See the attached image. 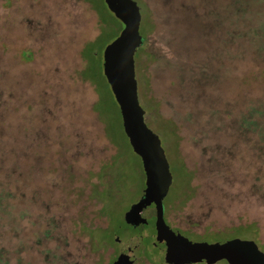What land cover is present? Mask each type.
Instances as JSON below:
<instances>
[{"label":"rangeland","instance_id":"374dc122","mask_svg":"<svg viewBox=\"0 0 264 264\" xmlns=\"http://www.w3.org/2000/svg\"><path fill=\"white\" fill-rule=\"evenodd\" d=\"M135 1L145 38L134 57L138 99L172 175L167 223L212 243L248 239L237 230L256 222L251 239L264 252V203L248 186L251 166L264 157L256 158L250 129L239 130L242 116L264 110L255 77L264 67V31L253 30L264 26V0ZM240 21L245 39H237ZM113 28L94 0H0V145L21 173L23 202L15 204L24 215L9 248L19 240L22 264H112L139 236L133 264L168 263L152 247L154 209L145 210V226L122 221L145 176L96 109L85 56L95 43L102 68L101 35ZM120 164L130 182L113 190ZM108 228L116 238L99 243L92 232Z\"/></svg>","mask_w":264,"mask_h":264},{"label":"water","instance_id":"95a60500","mask_svg":"<svg viewBox=\"0 0 264 264\" xmlns=\"http://www.w3.org/2000/svg\"><path fill=\"white\" fill-rule=\"evenodd\" d=\"M122 24L118 35L102 51V73L118 106L121 126L132 152L140 159L145 181L141 197L124 212L123 221L132 228L148 224L145 210L155 211V242H164L168 263L264 264V252L251 239L195 242L172 230L164 221L163 200L172 184V175L159 136L148 128L137 94L135 53L143 44L141 10L135 0H103ZM142 237H132L112 264H133L134 249Z\"/></svg>","mask_w":264,"mask_h":264},{"label":"trees","instance_id":"16d2710c","mask_svg":"<svg viewBox=\"0 0 264 264\" xmlns=\"http://www.w3.org/2000/svg\"><path fill=\"white\" fill-rule=\"evenodd\" d=\"M94 1L96 8L101 14V18L104 19L105 22L107 21L112 23L114 26V28L111 29L110 32H106L101 35V37L105 36V38L107 39V42L105 44H108L113 38L117 36L118 31L121 28V23L112 15V13L109 12L103 0ZM142 13L145 16V9ZM240 22L238 23V27ZM241 23L245 25L241 26L240 35L238 34L237 39L246 38L244 33L241 32H244L247 26L245 22ZM253 28V30H256V33L259 30V34L263 33L264 31V26L262 24H259ZM249 34L250 31L246 32V35L249 36ZM142 37L144 43L145 38L144 36ZM137 50L138 51H136V55L140 53L141 47H139ZM97 54L98 49L95 43L86 46L85 56L89 60L88 73L90 75V78L94 82L96 91L99 95L98 102L96 103V109L100 114L107 117L108 131L110 132L113 140L119 146H122L124 152L129 156L128 151L132 152V149L125 134L123 133L121 124L118 123V127H115V123L120 118V114L118 106L114 101L109 86L102 73L101 61L100 59H98ZM255 77L257 78V80H260L264 84V67H261V70L258 71ZM244 127H246V129H250V143L253 145L254 151L256 152V158L260 156L264 157V110H260L258 107H254L252 109V112L249 113L246 119H244V117L242 116L239 121V130L243 129ZM235 141V143L242 142L243 137L238 135ZM134 157L140 160L137 155H135ZM11 158L12 157H10V152L5 150V148L0 145V264H22L23 248L19 240H17L19 245L16 247L17 250L11 251V249L9 248L11 247V243L16 241L15 235L19 233V229L17 227H19L21 221H23L22 219L24 215V212L20 208V206L16 207L17 204H15L17 202L20 205L21 202H23V194L19 189L21 188V173L19 171V168H17L14 163H12L13 160H11ZM123 170L124 165L120 164L118 177L117 179H115L113 190L115 188L121 189L122 184H129L130 173H124ZM251 170V178L248 184L250 194L257 197L259 201H262L264 203V163L252 165ZM182 173L185 175H190V173L186 171L185 167L183 168ZM107 205L108 204L106 203V206ZM109 214H111L110 211ZM110 217L111 227L113 218L112 215ZM257 228L258 227L256 225V222H254L248 226L239 227L237 231L239 235H243L249 237L248 239H251L250 234L254 236V234L257 232ZM92 234L99 243L104 242L105 244L111 242L112 236H115V238L117 236L114 232H110L109 228L105 230H94ZM248 234L249 236H247ZM17 237V239H19L20 234H18ZM153 249L154 253H158L157 248Z\"/></svg>","mask_w":264,"mask_h":264},{"label":"flooded vegetation","instance_id":"af4514ba","mask_svg":"<svg viewBox=\"0 0 264 264\" xmlns=\"http://www.w3.org/2000/svg\"><path fill=\"white\" fill-rule=\"evenodd\" d=\"M154 222H155V211H154ZM163 217H164V221H165V223L168 225V226H170L168 223H167V221H166V218H165V212H164V214H163ZM171 227V226H170ZM172 228V227H171ZM154 230H155V226H154ZM172 230L173 231H175V232H178V233H180L181 235H183V236H185V234L184 233H182V232H180V231H178V230H174L173 228H172ZM155 234H156V231H155ZM187 237V236H186ZM188 238V237H187ZM154 239H155V237H154ZM189 239V238H188ZM143 240V239H142ZM190 240V239H189ZM192 241H195V242H200V241H205V240H195L194 239V237H193V239H192ZM207 242V241H206ZM217 242V241H216ZM209 243H211V242H209ZM152 247L153 248H157L158 249V251H162V252H164V254L166 255V251H165V243L164 242H160V243H158V242H153L152 243ZM174 260H176L179 264H184V263H182V260L181 259H179V258H176L175 257V259ZM224 261V260H223ZM226 262V261H225ZM204 264L205 262H201L200 264ZM167 264H169V263H167ZM198 264V263H197ZM206 264V263H205ZM216 264V263H215ZM226 264H227V262H226Z\"/></svg>","mask_w":264,"mask_h":264}]
</instances>
